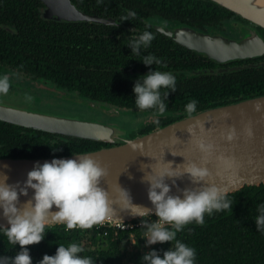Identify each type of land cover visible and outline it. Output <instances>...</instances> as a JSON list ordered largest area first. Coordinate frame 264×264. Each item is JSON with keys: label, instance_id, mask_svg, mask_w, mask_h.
Segmentation results:
<instances>
[{"label": "trees", "instance_id": "1", "mask_svg": "<svg viewBox=\"0 0 264 264\" xmlns=\"http://www.w3.org/2000/svg\"><path fill=\"white\" fill-rule=\"evenodd\" d=\"M71 1L85 14L113 18L119 26L46 20L44 4L39 0H0V67L23 74L31 79L29 83L47 84L71 98L118 109L121 113L113 118L124 119L131 114L128 118L136 122L129 120L128 127L134 123L141 125L129 131L131 138L210 109L264 96V57L230 63L228 66L242 68L221 73L218 70L227 66L212 61L203 64L196 52L184 49L153 29L155 38L141 55H131V49L125 46L130 38L126 37L129 33L126 27L143 28L164 22L231 39L226 37L225 28L233 20H241L240 17L210 0ZM130 11L137 15L124 22L122 17ZM119 33L124 35L119 38ZM148 54L162 59L151 70L185 72L181 73L185 77L176 83L174 92L162 89L167 104L162 116L151 109L139 111L134 103V83L150 70L139 60ZM205 69L208 72L197 73ZM210 69L215 72L210 73ZM190 71L196 73L190 75ZM165 92H170L168 97H164ZM191 99L198 103L196 111L189 116L185 105ZM88 108L94 112L95 107ZM144 119L150 120L149 124L142 123L146 122ZM110 146L0 122V158L3 159L65 157ZM227 198L232 202L230 209L206 213L203 224L193 221L185 225L177 238L196 249V264H264V233L257 231L254 222L256 206L264 203V185L246 186ZM155 219V216L143 218L149 222ZM96 226L71 230L65 225L47 226L45 239L28 246L33 264H39L45 254L55 255L58 244L77 243L83 248L80 255L91 257L95 264H141L145 253L156 250L163 256L172 246L168 242L147 250L142 239L143 227L122 231L110 223L99 230ZM19 250V246L15 249L0 236V255L14 256Z\"/></svg>", "mask_w": 264, "mask_h": 264}, {"label": "water", "instance_id": "2", "mask_svg": "<svg viewBox=\"0 0 264 264\" xmlns=\"http://www.w3.org/2000/svg\"><path fill=\"white\" fill-rule=\"evenodd\" d=\"M39 1L46 6L43 12L46 20L119 26L113 18L85 14L71 0ZM210 1L264 30V5L258 0ZM150 25L178 45L220 64L264 56V39L256 32H251L242 41H235L221 35L198 33L191 28L173 31L159 24ZM228 71L237 69L225 70ZM88 104L95 108L104 107L91 102ZM107 110L108 114L121 113L115 108L107 107ZM0 122L32 131L111 145L97 151L65 157L35 160L0 158V182L6 176L8 184L23 185L28 172L37 163L51 162L54 158L76 159L74 155H90L106 171L100 187L109 193L114 203L113 218L104 221L112 225L155 216V209L148 199L150 184L147 177L155 174L157 165L171 164L174 169L182 171L187 164L195 163L208 169L209 176L202 184L194 183L187 174L174 181L166 178L165 182L172 186L170 194L174 196H182L184 190H200L209 185L225 190L226 195L239 192L246 186L264 185V96L210 109L136 138H131L128 130L97 120L27 110L1 101ZM230 131L235 132L232 141L226 138ZM200 142L212 146L209 154L199 149ZM121 189L130 194L133 204L151 209L150 215L140 217L125 211V207H130V202H126ZM32 195L30 190L28 197L21 196L19 206L23 207ZM52 211H56L55 207ZM62 225L52 222L47 226ZM0 226L9 227L2 210Z\"/></svg>", "mask_w": 264, "mask_h": 264}, {"label": "clouds", "instance_id": "3", "mask_svg": "<svg viewBox=\"0 0 264 264\" xmlns=\"http://www.w3.org/2000/svg\"><path fill=\"white\" fill-rule=\"evenodd\" d=\"M97 2L102 3V0ZM136 15L134 11H130L122 19L124 22L130 21V17ZM154 38L152 32L145 30L139 35H131L125 46L131 49V55L139 56ZM139 61L150 70L134 83L136 109H151L154 114L162 116L167 104L162 98L161 89L174 92L176 77L171 72H162L157 68L151 70V66L162 63V59L153 54L144 55ZM9 89L8 77L0 76V94H7ZM169 94L170 92H165L164 97ZM25 99L30 102L32 97L26 95ZM197 103L195 99H191L185 105L189 116L196 111ZM234 137L235 132L230 131L226 138L232 141ZM198 147L206 154L212 149L211 145L203 142ZM74 156L76 159L54 158L51 162L37 163L28 172L23 185L8 184L6 176L0 182V210L9 225L0 226V236L6 238L8 244L15 249L17 246L20 249L14 256L0 255V264H33L28 246L37 245L45 239V229L49 223H63L69 230L77 227L85 229L113 218L114 203L109 193L100 187L101 180L106 175L105 169L90 155ZM154 173L147 180L150 184L148 199L155 209L156 219L154 222L142 220V239L146 241L145 247L168 242L172 246L163 252V256L156 250L145 253L141 264H196V249L178 239L177 234L193 221L203 224L206 213L211 215L230 209L232 202L227 198L226 191L215 185L200 190H184L182 196L170 194L172 186L165 182L166 178L174 181L187 174L196 184L205 182L209 176L208 169L195 163L187 164L182 171L174 169L171 164L157 165ZM30 190L33 192L31 199L20 207V197H28ZM121 191L126 196V202H130V207H125V211L140 217L150 215L151 209L133 204L130 194L126 190ZM54 207L56 211L53 212ZM256 212L254 222L257 231L264 233V203L256 206ZM82 252L83 248L77 243H69L67 246L58 244L55 255L45 254L39 264H95L91 257L80 255Z\"/></svg>", "mask_w": 264, "mask_h": 264}, {"label": "rangeland", "instance_id": "4", "mask_svg": "<svg viewBox=\"0 0 264 264\" xmlns=\"http://www.w3.org/2000/svg\"><path fill=\"white\" fill-rule=\"evenodd\" d=\"M236 31H238L236 25H234V28L232 24L225 28V32L232 34H235ZM11 77L14 79L12 82L14 83V88H11L7 94H0V101L7 105L68 117L78 116L81 119L89 121L97 120L102 123L119 126L128 131L132 128L137 129L141 126L139 123L138 125L137 123H134L132 127H128L129 120L136 122L133 118H128L129 116H132L131 114H127V118L124 119L120 118V116L113 118L114 114L107 115L108 110L106 106L103 108H95L94 112H92L88 108V106L91 105L81 99L79 100L78 97L71 98L67 93L57 91L53 87L42 82L29 83L31 82V79L25 77L21 73H16ZM26 95L32 97L30 102L25 99ZM143 121L146 122L142 123L149 124L150 120L144 119ZM150 247H147V250L150 249ZM131 250H133V247H131Z\"/></svg>", "mask_w": 264, "mask_h": 264}, {"label": "flooded vegetation", "instance_id": "5", "mask_svg": "<svg viewBox=\"0 0 264 264\" xmlns=\"http://www.w3.org/2000/svg\"><path fill=\"white\" fill-rule=\"evenodd\" d=\"M45 9H46V6L44 5ZM239 17V16H238ZM241 20H233L231 23H232V26L234 28V25H236V29H238V31H236L235 34H232V33H229V32H225V35H227L226 37H231L232 40H235V41H242L243 39H246L248 38L250 35H251V32H256L261 38L264 39V30L257 27L256 25H254L253 23L249 22V21H246L244 19H242L240 17ZM159 22V20H157ZM161 25V27H165L169 30H173V31H176L178 29H183V28H189V27H186V26H180L178 23H168V22H164L162 24H159ZM135 27V28H134ZM128 28V29H127ZM127 30H125L126 32H129L126 36V37H130L131 35H139L140 33H142L143 31L145 30H148L150 32L153 33V31L151 29H153L154 31H156L157 33L161 34L160 32H158L156 29H154L153 26H149V25H144L143 28H138L137 26H133L132 28L131 27H126ZM135 30V31H134ZM134 31V32H133ZM210 33V32H209ZM122 35H124V33H119L117 36L119 38L122 37ZM163 35V34H162ZM209 35H216L215 33L213 34H209ZM116 36V35H114ZM165 36V35H164ZM166 37V36H165ZM177 44V43H176ZM178 45V44H177ZM180 46V45H179ZM182 47V46H181ZM184 48V47H183ZM186 49V48H184ZM188 50V49H187ZM190 51V50H188ZM190 52H194V51H190ZM196 54H198V59L201 60L203 62V64L205 62H208V61H212V60H209L205 55H201L199 53L196 52ZM264 57V56H263ZM263 57H259V58H254L253 60L255 59H260V58H263ZM193 59H195L193 57ZM198 59H195L196 62ZM237 61H247V60H237ZM212 62H215V61H212ZM233 62H236V61H231V62H227V63H223V64H220V63H217L219 65H225L227 67H224V68H221L218 70V72H221V73H225V70H228V69H241L242 67H233V66H228L230 63H233ZM262 64V63H260ZM2 69L4 72H2ZM0 71H1V75L0 76H7L9 81H10V89L11 88H14V83H12L14 81V79L11 77L12 75H15L13 72H8L9 70H7L6 68H1L0 67ZM164 71H167V72H171L173 73V75L176 77V83H178V81L180 82L181 81V78H184L185 75H182L181 73H185L184 70H181V71H169V70H164ZM163 72V71H162ZM206 73L208 72L207 69H205L204 71H198L197 73L200 74V73ZM209 72L213 73L215 72L214 70L210 69ZM194 73H196L195 71H190V75H193ZM9 89V90H10ZM161 92H162V89H161ZM110 108V107H109ZM166 115V114H165Z\"/></svg>", "mask_w": 264, "mask_h": 264}, {"label": "built area", "instance_id": "6", "mask_svg": "<svg viewBox=\"0 0 264 264\" xmlns=\"http://www.w3.org/2000/svg\"><path fill=\"white\" fill-rule=\"evenodd\" d=\"M142 220L143 219H139V220H135V221H131V222H126V223H120V224H116V225H112L114 227H117L118 229L125 231V230H134L136 228H140L142 227ZM107 225V222H103L101 224H97L96 226V230H99L101 227H105Z\"/></svg>", "mask_w": 264, "mask_h": 264}, {"label": "bare ground", "instance_id": "7", "mask_svg": "<svg viewBox=\"0 0 264 264\" xmlns=\"http://www.w3.org/2000/svg\"><path fill=\"white\" fill-rule=\"evenodd\" d=\"M258 2L262 5H264V0H258Z\"/></svg>", "mask_w": 264, "mask_h": 264}]
</instances>
